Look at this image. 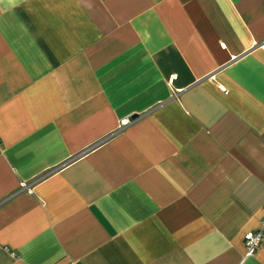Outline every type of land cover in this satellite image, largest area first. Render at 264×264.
I'll use <instances>...</instances> for the list:
<instances>
[{
  "label": "crops",
  "instance_id": "crops-1",
  "mask_svg": "<svg viewBox=\"0 0 264 264\" xmlns=\"http://www.w3.org/2000/svg\"><path fill=\"white\" fill-rule=\"evenodd\" d=\"M256 230L264 0H0V264H264Z\"/></svg>",
  "mask_w": 264,
  "mask_h": 264
},
{
  "label": "built area",
  "instance_id": "built-area-1",
  "mask_svg": "<svg viewBox=\"0 0 264 264\" xmlns=\"http://www.w3.org/2000/svg\"><path fill=\"white\" fill-rule=\"evenodd\" d=\"M20 188L23 190L26 188L25 184H21ZM262 236H264V232L262 230H256L247 232L244 235V245L246 249V256L253 255L255 251L260 246V243L262 241Z\"/></svg>",
  "mask_w": 264,
  "mask_h": 264
},
{
  "label": "water",
  "instance_id": "water-1",
  "mask_svg": "<svg viewBox=\"0 0 264 264\" xmlns=\"http://www.w3.org/2000/svg\"><path fill=\"white\" fill-rule=\"evenodd\" d=\"M134 118H135V115L129 117V118H128V121H131V120L134 119Z\"/></svg>",
  "mask_w": 264,
  "mask_h": 264
}]
</instances>
